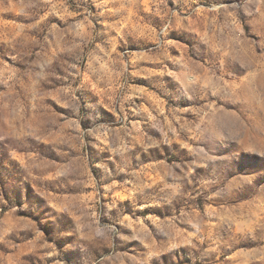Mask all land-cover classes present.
I'll list each match as a JSON object with an SVG mask.
<instances>
[{"label": "rangeland", "instance_id": "obj_1", "mask_svg": "<svg viewBox=\"0 0 264 264\" xmlns=\"http://www.w3.org/2000/svg\"><path fill=\"white\" fill-rule=\"evenodd\" d=\"M0 264H264V0H0Z\"/></svg>", "mask_w": 264, "mask_h": 264}]
</instances>
